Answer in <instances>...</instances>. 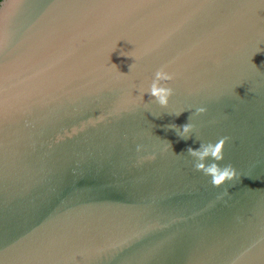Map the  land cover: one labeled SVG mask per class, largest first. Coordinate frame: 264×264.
Masks as SVG:
<instances>
[{
	"label": "water",
	"instance_id": "obj_1",
	"mask_svg": "<svg viewBox=\"0 0 264 264\" xmlns=\"http://www.w3.org/2000/svg\"><path fill=\"white\" fill-rule=\"evenodd\" d=\"M0 264H264V0H1Z\"/></svg>",
	"mask_w": 264,
	"mask_h": 264
},
{
	"label": "clouds",
	"instance_id": "obj_2",
	"mask_svg": "<svg viewBox=\"0 0 264 264\" xmlns=\"http://www.w3.org/2000/svg\"><path fill=\"white\" fill-rule=\"evenodd\" d=\"M119 41V40H117ZM117 41L115 43L114 48L117 45ZM130 44V43H129ZM113 48V49H114ZM259 51V50H258ZM122 55L132 58V63L128 65V72L123 73L120 72L116 65L112 64L113 67L121 74L127 76L134 67V62L137 59L133 54V47L131 50L122 51ZM109 59V57H108ZM110 62V60H109ZM255 66V65H254ZM173 80V74L166 71L164 66H161L155 70L152 75L150 83L147 84L146 87H138L136 91L138 95L136 97L139 101H144V95L147 93L149 98L161 108H168L169 99L173 94V89L170 86V82ZM136 87V86H133ZM184 110L173 112L174 115H179ZM206 109L204 107H196L194 110L195 114H200L205 112ZM171 127L175 128L176 125H171ZM194 131V126L192 123H186L180 128L179 135L182 137H187L189 133ZM224 144V139H219L215 143H202L199 149L193 150L192 148L188 149V153L190 156L195 158L194 168L197 171H202L206 176H210V184L213 187H220L224 184L225 181L234 182L238 181L240 174L237 169L231 164H227L223 168L217 167L215 164L211 165L210 167L205 168L202 161L205 157L211 156L216 160H220L223 158V152L221 151L222 145ZM168 146L171 148V145L168 143ZM137 152L141 151V146L137 145ZM227 192V189L225 190Z\"/></svg>",
	"mask_w": 264,
	"mask_h": 264
},
{
	"label": "trees",
	"instance_id": "obj_3",
	"mask_svg": "<svg viewBox=\"0 0 264 264\" xmlns=\"http://www.w3.org/2000/svg\"><path fill=\"white\" fill-rule=\"evenodd\" d=\"M1 1V0H0Z\"/></svg>",
	"mask_w": 264,
	"mask_h": 264
}]
</instances>
